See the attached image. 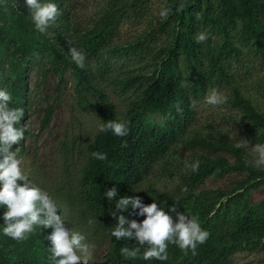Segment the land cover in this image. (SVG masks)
<instances>
[{
  "label": "trees",
  "instance_id": "trees-1",
  "mask_svg": "<svg viewBox=\"0 0 264 264\" xmlns=\"http://www.w3.org/2000/svg\"><path fill=\"white\" fill-rule=\"evenodd\" d=\"M151 1L132 0L130 6L134 17H143ZM54 2L59 9L58 17H65L59 5L61 0ZM166 7L167 20L147 39L132 44L124 55L132 61L152 63V66L145 65L151 67V75L131 77L119 86L117 92L120 95L133 88L142 91L124 116L119 117L109 98L93 87L84 71L77 67L78 91L98 95L101 101L96 108L103 125L111 119L124 121L128 133L118 137L110 131H100L94 136L88 145L87 165L76 193L90 217L104 223L110 232L118 223L120 210L116 209L115 200L109 201L104 193L116 187V199L139 195L144 203L155 200L166 209L176 204L177 212L196 217L209 233L206 242L199 244L195 252L182 251L170 243L166 261H145L142 258L145 249L140 248L135 257H130L133 264H230V258L235 254L264 247V201L254 204L244 194L234 195L216 210L213 203H209L210 198L199 192L200 185L213 173V164L191 177L187 189L179 190L177 194L148 195L138 191L153 167L193 126L198 103L210 91L234 84L244 61V51L248 53L246 57L264 64V0H166ZM201 32L208 39L197 43L195 37ZM111 35L109 30H94L84 35L81 45L92 57L99 59L109 50ZM50 44L46 35L35 29L18 0H0V77H5V86L13 94L14 107L24 106L27 65L45 54L51 48ZM54 54L59 56L55 49ZM102 69L105 73V67ZM108 74L106 72L105 77ZM232 102L244 110L253 128H264V115L259 114L251 102L238 95ZM159 116L164 119V127L153 120ZM49 118L50 114L44 125L49 123ZM97 151L106 153L107 159L94 158L91 154ZM114 211L117 217H113ZM123 214L138 221L145 218L137 214L130 216L127 212ZM171 215L178 219L176 212ZM52 231V228L37 225L26 240L36 238L47 245L50 242L47 235ZM112 240L115 245L109 264H124L126 258L121 249L139 246L134 239L117 241L112 237ZM16 264H52V261L46 254H32Z\"/></svg>",
  "mask_w": 264,
  "mask_h": 264
},
{
  "label": "rangeland",
  "instance_id": "rangeland-1",
  "mask_svg": "<svg viewBox=\"0 0 264 264\" xmlns=\"http://www.w3.org/2000/svg\"><path fill=\"white\" fill-rule=\"evenodd\" d=\"M18 2L30 14L25 0ZM131 2L61 0L59 5L65 17H57L44 33L51 48L27 65V91L23 99L25 116L20 122L25 136L13 151L21 161L26 178L47 191L57 204L64 227L84 235L82 243L89 245V249L79 253L82 261L78 264H109L115 243L110 230L90 217L76 193L87 165L88 145L100 132L103 122L96 108L101 101L98 95L78 91V66L70 57V48L75 46L86 54L85 67L81 69L91 85L109 98L119 117L124 116L142 91L133 88L120 95L119 86L131 77L149 74L151 67L145 65L152 66V63L132 61L124 55L132 44L147 39L168 18L166 0H152L148 11L140 18L134 17ZM164 10L167 15L161 16ZM101 29L112 32L111 45L96 59L81 42L84 35ZM244 53L234 84L215 90L226 97V102L212 106L204 98L198 103L195 123L153 167L139 187L141 194H177L179 190L187 189L191 177L213 164L214 171L200 185L199 192L210 198L209 203H213L216 210L234 195L244 194L254 204L264 201V167L249 165L247 161L253 153L248 148L236 147L237 141L242 139L250 141V147L264 143V128H253L244 110L232 102L238 95L264 115V64L246 57L247 51ZM102 67L109 73L106 77ZM4 82L5 77H0V88L6 87ZM49 114V123L44 125ZM153 120L165 126L162 117ZM196 161H199V169L194 172L189 165ZM3 211L0 209V264L20 263L32 254L49 257L51 242L45 245L36 238L23 241L3 238ZM124 264H133L131 258H126ZM230 264H264V247L235 254L230 258Z\"/></svg>",
  "mask_w": 264,
  "mask_h": 264
},
{
  "label": "clouds",
  "instance_id": "clouds-1",
  "mask_svg": "<svg viewBox=\"0 0 264 264\" xmlns=\"http://www.w3.org/2000/svg\"><path fill=\"white\" fill-rule=\"evenodd\" d=\"M25 4L29 8V17L35 29L42 34L47 32L60 14L54 0H25ZM165 15L167 10L161 12V16ZM195 39L197 43H201L208 37L201 32ZM70 57L78 67H85L86 54L82 50L75 46L71 47ZM205 102L217 106L225 103L226 97L214 90L205 97ZM13 104L11 91L7 87L0 88V209H4L3 235L16 241H23L37 225L52 228L53 231L47 235V240L51 242L48 259L52 264H78L82 261L79 253L89 249V245L82 243L85 240L84 235L64 227L57 204L47 191L35 186L26 178L21 161L13 151L14 146L19 145L25 136V129L18 126L25 116L24 109L14 107ZM100 131H110L115 136L124 137L128 133V126L124 121L111 119L100 126ZM236 147L248 148L253 153L252 158L247 161L249 165L256 168L264 167V143H256L250 147V141L242 139L237 141ZM91 155L99 160L107 159L106 153L97 151ZM189 167L194 172L198 171L199 161ZM104 195L109 201L115 200V207L120 210L118 217L116 211L112 213L113 217L118 218V223L112 228L110 236L117 241L126 238L138 242V247L121 249V254L125 258L135 257L140 248H144L142 258L145 261L153 259L166 261L170 243L182 251L195 252L197 246L208 239L209 233L201 227L199 220L186 212H177L176 204L166 209L155 200L150 204L144 203L139 195H125L116 199L118 196L116 187L108 189ZM124 212L130 216L137 214L145 218L142 221L129 219ZM172 212H176L178 219L173 218Z\"/></svg>",
  "mask_w": 264,
  "mask_h": 264
}]
</instances>
